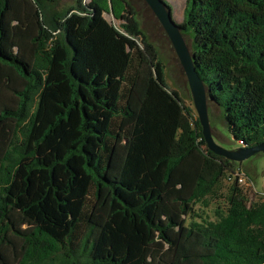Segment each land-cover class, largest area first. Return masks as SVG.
<instances>
[{
	"label": "trees",
	"instance_id": "1",
	"mask_svg": "<svg viewBox=\"0 0 264 264\" xmlns=\"http://www.w3.org/2000/svg\"><path fill=\"white\" fill-rule=\"evenodd\" d=\"M61 1L0 0V264H264V192L208 148L130 0ZM178 24L227 131L264 142V0H187Z\"/></svg>",
	"mask_w": 264,
	"mask_h": 264
},
{
	"label": "rangeland",
	"instance_id": "2",
	"mask_svg": "<svg viewBox=\"0 0 264 264\" xmlns=\"http://www.w3.org/2000/svg\"><path fill=\"white\" fill-rule=\"evenodd\" d=\"M76 0H62L61 6L66 7L73 5ZM172 6L173 17L176 22L183 21L187 0H165ZM136 8L138 18L141 21L142 28L148 34L151 41L158 47L162 59L166 64L167 78L170 86L176 89L183 97L187 105L194 104L192 92L189 86L188 78L174 49V46L164 30L161 22L156 17L152 9L145 0H130ZM112 7V6H111ZM106 18L114 24H119V20L115 19L112 14L106 13ZM188 45L192 46V38L184 35ZM210 122L215 140L218 144L226 148H236V143L231 134L227 131L222 121V112L217 105L209 104ZM242 168L249 173L256 182L257 188L264 192V153L255 155L242 164ZM251 197H255L251 193ZM217 202H213L212 209Z\"/></svg>",
	"mask_w": 264,
	"mask_h": 264
},
{
	"label": "water",
	"instance_id": "3",
	"mask_svg": "<svg viewBox=\"0 0 264 264\" xmlns=\"http://www.w3.org/2000/svg\"><path fill=\"white\" fill-rule=\"evenodd\" d=\"M145 1L161 22L183 66L208 148L216 154L236 162H243L255 155L264 153V142L254 146L239 145L236 148H226L216 142L210 122L209 98L206 84L197 71L192 50L186 41L181 27L174 19L173 12L165 0Z\"/></svg>",
	"mask_w": 264,
	"mask_h": 264
},
{
	"label": "built area",
	"instance_id": "4",
	"mask_svg": "<svg viewBox=\"0 0 264 264\" xmlns=\"http://www.w3.org/2000/svg\"><path fill=\"white\" fill-rule=\"evenodd\" d=\"M234 178H237L240 184L254 188V183L250 180V178L245 173L238 171L234 175V177L233 176L230 177V179H234Z\"/></svg>",
	"mask_w": 264,
	"mask_h": 264
}]
</instances>
